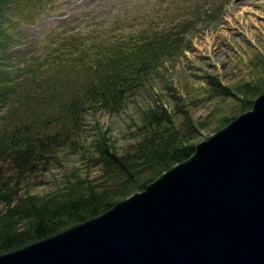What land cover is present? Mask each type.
Returning a JSON list of instances; mask_svg holds the SVG:
<instances>
[{
	"label": "trees",
	"instance_id": "1",
	"mask_svg": "<svg viewBox=\"0 0 264 264\" xmlns=\"http://www.w3.org/2000/svg\"><path fill=\"white\" fill-rule=\"evenodd\" d=\"M17 3L0 0V44L6 13ZM191 25L188 16L171 17L168 26L147 35L106 29L86 39L70 33L55 43L51 60L35 62L26 73L12 67L16 72L11 75L0 61V103L10 96L3 104L16 116L8 118L5 133L0 134V201L5 202L0 211V253L99 215L194 152L192 138L204 124L185 116L182 127H177L172 114L159 104L145 112L142 138L133 149L120 153L106 134L101 136L94 159L103 168L106 186L78 179L52 195L19 196L20 184L30 173L46 167L62 146L76 142L90 111H120L126 99L158 74L163 62L183 48ZM61 47L63 52L56 53ZM208 79L216 94L237 97L217 76ZM239 90L246 95L239 97L242 110H248L264 92V80ZM238 114L223 118L221 127Z\"/></svg>",
	"mask_w": 264,
	"mask_h": 264
},
{
	"label": "rangeland",
	"instance_id": "2",
	"mask_svg": "<svg viewBox=\"0 0 264 264\" xmlns=\"http://www.w3.org/2000/svg\"><path fill=\"white\" fill-rule=\"evenodd\" d=\"M18 1L8 9L1 33L0 61L11 75L16 72L12 67L26 73L35 62L51 60L55 43L70 33L86 39L106 29L147 35L168 26L171 17L188 16L192 21L178 54L166 59L158 74L126 99L120 111H90L76 142L62 146L46 167L30 173L20 184V197L52 195L78 179L106 186L103 168L94 159L101 136L106 134L120 153L133 149L142 138L145 112L159 104L172 114L177 127H182L185 116L204 124L192 138L197 144L215 133L223 118L246 111L239 99L246 95L239 87L264 80V0ZM62 48L56 53L61 54ZM209 76H217L237 97L216 94ZM7 101L0 103V134L5 133L8 118L16 117L3 104ZM13 172L9 176L14 179ZM4 208L0 201V211Z\"/></svg>",
	"mask_w": 264,
	"mask_h": 264
},
{
	"label": "water",
	"instance_id": "3",
	"mask_svg": "<svg viewBox=\"0 0 264 264\" xmlns=\"http://www.w3.org/2000/svg\"><path fill=\"white\" fill-rule=\"evenodd\" d=\"M0 264H264V92L144 189Z\"/></svg>",
	"mask_w": 264,
	"mask_h": 264
},
{
	"label": "bare ground",
	"instance_id": "4",
	"mask_svg": "<svg viewBox=\"0 0 264 264\" xmlns=\"http://www.w3.org/2000/svg\"><path fill=\"white\" fill-rule=\"evenodd\" d=\"M255 99V98H254ZM254 101V100H253Z\"/></svg>",
	"mask_w": 264,
	"mask_h": 264
}]
</instances>
